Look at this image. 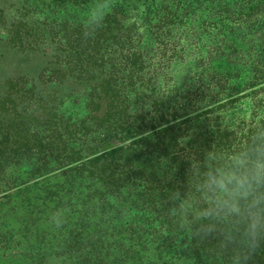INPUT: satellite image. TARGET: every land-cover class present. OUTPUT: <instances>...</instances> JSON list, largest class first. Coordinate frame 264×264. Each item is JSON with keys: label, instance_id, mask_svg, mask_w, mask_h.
<instances>
[{"label": "trees", "instance_id": "16d2710c", "mask_svg": "<svg viewBox=\"0 0 264 264\" xmlns=\"http://www.w3.org/2000/svg\"><path fill=\"white\" fill-rule=\"evenodd\" d=\"M5 3L0 194L14 197L34 187L29 177L44 187L66 175L60 189L73 206L78 196L73 187L95 176L111 192L131 197L143 226L126 234L114 226L120 222L107 219L109 226L90 240L98 248L92 246L93 256L83 264H232L214 234L202 237L193 234L198 226L192 232L180 226L171 214L172 195L184 189L192 157L214 144L243 143L264 125V0ZM141 9L146 31L136 37V27L125 21ZM93 14H102L99 24L92 22ZM189 62L196 63V73L181 76L173 89L159 86L163 70ZM74 97H83L81 116L66 111ZM249 98V117L236 121L232 113L225 122L223 113ZM95 163L100 167H92ZM107 202L98 206L100 225L103 213L116 211ZM121 227L127 230L126 223ZM43 229L34 232L45 247ZM119 248L120 256H113ZM254 262L264 264V249Z\"/></svg>", "mask_w": 264, "mask_h": 264}, {"label": "rangeland", "instance_id": "374dc122", "mask_svg": "<svg viewBox=\"0 0 264 264\" xmlns=\"http://www.w3.org/2000/svg\"><path fill=\"white\" fill-rule=\"evenodd\" d=\"M4 1L6 0H0V8L7 5V3L4 4ZM8 9L9 13L13 10L12 7ZM141 13H143V9L131 12V15L125 21V26L136 27L133 28V33L137 34L136 37L143 36L146 31L145 25L139 19ZM0 34L3 35L2 28ZM159 60L160 57H157V60L154 61L158 62ZM196 72V63L193 64L192 62L191 64L190 62L189 64L180 63L175 68L169 67L168 70H163L162 74L160 73L157 76L159 83H161L159 86L163 85L167 89H173L175 83L182 80L181 76L186 77ZM83 102V97L69 98L65 104L66 111L71 112L73 117L83 115L81 111ZM241 105L244 107V112L241 111ZM252 106L253 101L250 98L246 99L243 103L240 102L237 105V109L233 107L226 110L223 113V118L227 122L232 113L233 120L236 121L240 116L249 117ZM263 114L264 112L261 115ZM123 141L128 143L129 140L125 138ZM75 147L80 148L78 145H75ZM92 167H100V164L95 163ZM107 173L110 175L109 169ZM98 175L101 174L98 173ZM115 177H118V175ZM67 178L66 175H58L53 178L54 180H50V183L46 181L44 187H39L34 183L35 179L29 177L28 179L32 181L30 183L35 184L34 187H29L14 197H6L5 193L0 194V264H83L85 259L93 256L88 252L93 249L92 246L98 248V246L92 245L90 240L100 232L102 227L106 229L104 226H109L108 220L114 223L120 222L121 224L114 226L122 229L126 234H129L130 230L139 229L140 226H143L140 224L141 217L134 215L131 197L127 196L125 192H111L106 189V183L95 176L81 182L79 187L77 185L73 187L72 191L77 190L78 196L74 194L75 205L70 206L66 202L64 192L60 189L61 183L66 181ZM119 186L122 187V184H119ZM105 199H108L107 204L111 199L117 212L108 211L107 214L103 213V225H100L98 216L102 212L98 206L104 203ZM30 201H34L35 204L29 206ZM41 203L42 205L39 206ZM106 208L110 210L108 205H106ZM100 209L102 210V208ZM34 220L37 221L35 225ZM125 223V229L127 230L121 227ZM38 225L39 228H37ZM43 225H45L47 232V245L45 247L35 239L36 234L34 232L37 229L40 232L44 231L45 229L41 230ZM157 225L160 226L154 220L153 229H156ZM92 229L94 230L91 231ZM92 232L93 234H91ZM107 234L111 235L110 230L107 231ZM74 235H79V237L74 238ZM82 235H85V239L76 248V243ZM66 241L72 246L64 248L59 246H63ZM120 254L121 250L119 248L113 256H120Z\"/></svg>", "mask_w": 264, "mask_h": 264}, {"label": "clouds", "instance_id": "9594fccd", "mask_svg": "<svg viewBox=\"0 0 264 264\" xmlns=\"http://www.w3.org/2000/svg\"><path fill=\"white\" fill-rule=\"evenodd\" d=\"M102 14L91 20L99 24ZM171 214L199 236L214 234L232 264H252L264 249V125L243 143L212 145L191 158L187 183L174 192Z\"/></svg>", "mask_w": 264, "mask_h": 264}]
</instances>
